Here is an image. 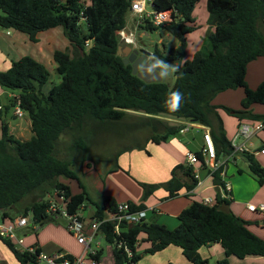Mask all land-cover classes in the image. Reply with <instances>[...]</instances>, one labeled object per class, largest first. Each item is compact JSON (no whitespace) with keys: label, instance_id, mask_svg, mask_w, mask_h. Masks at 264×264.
Returning <instances> with one entry per match:
<instances>
[{"label":"trees","instance_id":"trees-1","mask_svg":"<svg viewBox=\"0 0 264 264\" xmlns=\"http://www.w3.org/2000/svg\"><path fill=\"white\" fill-rule=\"evenodd\" d=\"M201 0H149L157 11L170 10L172 20L155 25L142 16L139 26L147 31L163 27L178 37L181 44L171 47L169 54L155 50L156 57L166 62L183 58L186 54L188 35L199 28L194 14ZM132 0H0V28L14 29L29 34L38 41V34L47 29L63 26L74 50L57 49L53 54L61 81L48 93L43 86L50 79L47 66L30 55L12 61L7 70H0V85L13 96L10 103L0 110V219L10 221L20 215H32L33 221L44 226L56 217L49 211L46 196L52 192L64 197L71 213L91 204L94 217L116 210L117 204L106 198L105 206L95 203L74 169L77 163L91 166V144L95 128L107 122L121 121L127 110L148 114L146 124L152 126L148 140L155 143L167 141L180 133L183 122H197L210 128L218 157L232 150L218 106L211 102L220 92L242 87L245 96L240 109L224 107L241 121L244 118L264 119L254 114L251 106L264 104V81L252 88L246 80L249 62L264 55V0H207V23L210 25L204 42L192 58L185 60L175 73L172 86L163 81L146 82L133 74L132 65L118 54L121 41L118 34L127 26V14ZM85 25V26H84ZM91 44V47L89 45ZM179 90L184 99L180 110L171 112L166 101L170 91ZM19 106L31 119L33 135L29 139L17 138L10 132L5 113ZM73 137L64 156H60L63 136ZM141 146H129L118 151L119 155ZM203 161L201 151L196 152ZM252 176L264 184V166L254 154L245 153ZM191 164H178L171 178L163 183H141L144 201L158 188L165 187L169 198L179 195L185 187L193 189L198 182ZM65 176L77 180L82 191L73 193L71 187L60 181ZM217 185H224L218 173ZM231 203L221 193L214 204H204L196 199L178 215L179 225L171 229L164 224L148 222L121 223L120 233L115 223L104 222L101 231L107 243L115 250V264L138 262L137 241L145 234L150 244L144 251L152 254L174 244L183 249L191 264H209L199 249L203 245L220 242L226 256L217 264H230L228 257L236 255L264 256V239L248 228V222L233 211L225 212L221 204ZM22 204H24L22 206ZM133 210L145 208L144 202L132 204ZM9 246L20 264H30L33 256L18 249L12 240L0 236ZM129 246L134 255L118 244ZM104 251L91 256L100 262ZM167 264H186L169 262Z\"/></svg>","mask_w":264,"mask_h":264},{"label":"crops","instance_id":"crops-1","mask_svg":"<svg viewBox=\"0 0 264 264\" xmlns=\"http://www.w3.org/2000/svg\"><path fill=\"white\" fill-rule=\"evenodd\" d=\"M206 3L207 0H201L197 4L194 11L195 16H197V13L200 10L206 15V19L208 18ZM205 24L206 28L210 27L208 23ZM190 34L188 35V41ZM197 34L198 33L194 31L193 48L195 50L191 51L190 47L189 54L188 56H184V60H187V57H189V59L192 58L194 53L200 49L203 43V38L201 35ZM19 38L21 37L13 36V33H11L9 29L0 28V65H4L5 70L10 68L13 59L18 57L13 54V50L17 42H19L17 40ZM246 80L252 88H257L260 83L264 81V55L249 62L247 66ZM237 89L238 88L222 91H233L234 93H231V96L236 99L238 98V102L236 103L226 102L223 105L233 109H240L242 107V99L245 96V91L242 87H239L238 90L240 91H234ZM4 93H6V90L0 85V105L3 107L8 104L1 100ZM14 94L15 93L12 92L8 94V97L13 96ZM251 111L254 114L264 115V104H253L251 106ZM219 113L223 120L226 135L232 140L237 133L238 125L241 120L225 111H220ZM4 117L9 123L10 132L14 134L15 131L17 135H19L16 136V134H14L17 138L26 137L27 133L25 130L27 129L28 133L30 130L32 131L30 118L28 119V126L25 127L23 123L18 121L12 125L9 120L8 112L5 113ZM12 117L16 119L18 116L14 113ZM171 120L175 122H183L185 124L191 122L176 119ZM243 120L249 122L258 121V119L250 118H244ZM203 131L204 129L200 130L197 127L191 126L188 131L173 135L167 141L155 143L152 140L147 139L146 144L144 145L145 148H134L122 152L117 161L119 167H116L115 164L108 166L107 173L103 179V192L100 193V195H94L96 190H90L89 195L91 199L102 206H105L107 197H111L116 204L123 202L140 204L144 202L145 208L148 209L146 221L164 224L171 229L176 228L180 223L178 215L182 210L189 207L194 200L200 199V196L213 197L215 199L217 195L221 193L219 186L214 181V176L209 174L207 168L203 167L201 164H196L193 167L199 175L200 183L193 188L195 194H189L188 190L184 187L179 195L169 198L168 190L165 187H160L145 201L143 199L144 188L141 183H163L168 181L171 178L172 170L176 165L187 163V152L196 153L201 151L204 146ZM250 143L251 149L257 152L254 154L256 160L264 166V152H261V150L264 149V131L259 132ZM226 155L227 154L222 156L226 157ZM222 156H220V158ZM249 163L250 162L245 156V153L237 155L235 161L228 162L224 168L225 173L223 180L229 182L232 186V198L230 203L231 211L246 220L248 222V228L264 239V211H253L248 207L249 204L260 205L261 203H264V184H260L252 176L249 170ZM85 174L86 173L84 172L82 175ZM64 183L68 184L67 182ZM68 185L71 187L74 194L79 193L75 192L70 184ZM81 211L87 218L94 217L95 209L91 204L84 206ZM22 229L24 228L19 229L17 232L20 237V231ZM28 239L29 238H27V240L23 238V246L14 241L13 243L20 250H22L23 247L35 244L48 253H54L58 250L65 251L72 256H80L86 253L85 248L78 241L76 236L73 234L71 235L61 224L49 223L40 229L36 237L30 240ZM98 242H100V244H97L96 242V247H98L99 250L102 249L104 251L99 264H115L114 246L109 243L104 245L100 240H98ZM149 246L150 244L145 241V234H143L137 244L136 253L141 255L137 264H167L169 262L191 264V261L184 254L183 249L180 246L171 244L160 251L147 254L144 251ZM199 252L209 264H217V261L226 256L225 248L220 242L203 245L199 249ZM228 259L230 264H264V256H247L245 258H240L236 255H230ZM0 264H20L18 258L1 238Z\"/></svg>","mask_w":264,"mask_h":264},{"label":"rangeland","instance_id":"rangeland-1","mask_svg":"<svg viewBox=\"0 0 264 264\" xmlns=\"http://www.w3.org/2000/svg\"><path fill=\"white\" fill-rule=\"evenodd\" d=\"M147 1L148 4V10L151 8L149 7V0ZM142 16H145L144 14H138L133 12L132 10L128 12L127 14V26L124 30L120 31L119 33L124 32L127 36H130V38L133 39L132 45L134 47H142L145 49H149L150 51L155 52L156 49L158 51L163 52L165 56L169 54V49L171 47H178L181 44V41L178 37L170 34L168 31H166L163 27H161L158 30L155 31H147L139 26L140 20L142 19ZM204 13L199 10L197 13V23L199 25V28L195 31L198 33L197 35H201L203 38V42L206 36V33L208 29L206 28V19ZM201 17V18H200ZM85 26V25H84ZM11 33H13V36L15 37H21L17 39L19 42L14 47V55H17V58H12L13 60H16L24 55H30L37 60L43 62L48 70L50 71V79L49 81L43 86V91L45 93H48L52 86L54 84H58L61 81V76L57 72V64L54 61L53 54L55 50H65L68 51L71 55H74L73 47L70 43V40L66 36L64 32L63 26H57L50 29H47L45 31L40 32L38 43L33 42L30 40L28 34L26 32H18L14 29H9ZM6 31V30H5ZM20 33V34H19ZM194 32L190 34L189 41L187 43V52L185 56H188L189 54V48L191 51L195 50L193 48L194 43ZM5 39V38H4ZM203 44V43H202ZM202 46V45H201ZM201 48V47H200ZM159 58V57H158ZM162 59V58H160ZM189 59V57H187ZM185 62L184 57L178 58L174 60H169L167 63H176L180 66ZM0 70H5L4 65H0ZM175 74L171 75L167 79H163L161 81L167 83L168 85L172 86L175 82ZM239 89V88H238ZM234 90V91H240V90ZM6 93H4L1 97L2 102L4 103H10V100H8V94L12 93L11 90L5 89ZM232 92H221L218 93L212 100L213 105H217L218 111H225L227 110L224 107H228L225 104L226 102H238V98H234L231 96ZM236 93V92H235ZM230 95V96H227ZM233 109V108H232ZM15 113V108H10L8 111V116L11 124H15L17 121L20 123H23L25 127L28 126V119L29 115L25 112L24 116H18L16 119L12 117V115ZM229 113V112H227ZM231 114V113H229ZM148 114H146L143 111H135V110H127V113L125 117L115 123L107 122L105 124H100V126L95 128V131H93L92 136V144H91V166H84L81 170V163H77L74 166V169L79 173L81 182L85 186L88 193L93 190H96L94 195H100V193L103 192V179L105 178V175L108 170V166H112L115 164V157L119 150L129 147V146H141L146 144V140L149 138V136L152 134V126L149 124H146V120L148 119ZM233 115V114H231ZM235 116V115H233ZM174 123L175 121H171ZM27 133L26 137H19L20 139H27L32 136V131L30 130L28 133V129L25 130ZM14 134L17 135V133L14 131ZM24 136V133H23ZM73 140V137L71 135L63 136L62 138V144L60 146V156H64L66 153L67 146L71 143ZM131 150V149H130ZM224 157V156H222ZM89 171V172H87ZM86 173L85 175H82L83 173ZM59 180L62 182H67L70 184L75 192H81L82 188H79V183L77 180L66 178L65 176H60ZM92 194V193H91ZM53 198L56 199V193L52 192L46 196V199ZM24 204H22L23 206ZM94 208V207H93ZM29 218V225L22 229L21 237L27 240L34 238L37 236V233L40 231L41 228L46 226L47 224H61L66 228L67 231H69L67 227V222L63 218H55L52 221H49L46 223L43 227L39 226V224L35 223L33 221L32 215L28 216ZM69 233L72 235V233L69 231ZM75 236V235H74ZM100 240L104 245L107 244L106 240L101 234H98L97 239ZM83 245V244H82ZM84 247V246H83ZM92 247H96V242L94 241L92 244Z\"/></svg>","mask_w":264,"mask_h":264},{"label":"built area","instance_id":"built-area-1","mask_svg":"<svg viewBox=\"0 0 264 264\" xmlns=\"http://www.w3.org/2000/svg\"><path fill=\"white\" fill-rule=\"evenodd\" d=\"M148 4L145 0H132V11L141 15H145V17L149 18L155 25H159L161 23L171 21L172 20V12L170 10L166 11H157L154 9L151 2ZM122 37L128 43H133V39L130 36H127L122 32ZM2 106L0 105V110ZM15 114L18 116H23V110L17 106L15 108ZM191 126L197 127L200 130L204 129V146L201 149V153L203 155V161H200V158L197 156L195 152H187V163L191 165L201 164L203 167L209 170V174L214 176L215 173L220 174L221 179L224 185H218L221 190V196L223 198L231 199L232 198V186L229 182L223 180L224 176V168L230 161H235L237 155L242 153H257L255 150L251 149V140L261 131H264V119L249 122L242 120L240 121L237 129V133L235 137L231 140L232 150L230 153L226 155V157H218L217 149L210 132V129L203 124L197 122H189L186 123L185 126L181 129L180 132L188 131ZM264 152V149L261 150ZM196 172V171H195ZM196 178L198 179V183H200V178L198 173L196 172ZM189 194H195L193 189L188 190ZM195 196V195H193ZM200 200L208 205L214 204L216 202V198L213 197H205L200 196ZM49 208L48 211L54 215L56 218H63L67 222V227L69 231L76 236L78 241L83 244L85 248V254L80 256H72L65 251L58 250L54 253H48L42 250L38 245H29L23 247L21 251H27L30 255L33 256V260L30 264H99V262L93 258L91 255L97 252L98 247L93 248V242H98L97 236L101 234L105 238V234L101 231V226L104 222L112 221L115 223V232L120 233L121 223H140L146 220L148 209H137L133 210L132 203L123 202L118 203L116 210L113 212H107L100 219L98 217L87 218L83 215L82 209L71 213L66 207V203L64 197L61 194L56 193V199L49 198ZM249 209L253 211H264V203L260 205L249 204ZM29 225V218L26 215H20L15 217L13 220L0 222V236L9 238L23 246V238L18 236V230L21 228H25ZM139 243L137 241L136 245ZM119 247H123L127 252L129 258H132L134 255L133 250L124 245L122 242L118 244ZM131 264H137L136 262H131Z\"/></svg>","mask_w":264,"mask_h":264},{"label":"water","instance_id":"water-1","mask_svg":"<svg viewBox=\"0 0 264 264\" xmlns=\"http://www.w3.org/2000/svg\"><path fill=\"white\" fill-rule=\"evenodd\" d=\"M118 36L121 39L118 46V54L123 56L124 62L126 64L132 65L133 74L138 75L146 82L161 81L162 78H160L158 75L153 74L146 63L148 59L152 58L153 52L145 48L139 49L137 47H134L131 43L126 42L121 33H119ZM90 47L91 44L87 49H89ZM220 209L225 212H231L229 203L221 204ZM0 222L3 221H1L0 219Z\"/></svg>","mask_w":264,"mask_h":264},{"label":"clouds","instance_id":"clouds-1","mask_svg":"<svg viewBox=\"0 0 264 264\" xmlns=\"http://www.w3.org/2000/svg\"><path fill=\"white\" fill-rule=\"evenodd\" d=\"M151 72L158 75L160 78L167 79L171 75L179 71L180 65L176 63H167L164 59L152 57L146 61ZM183 93L179 90L170 91L166 101V105L169 111L177 112L180 110L183 102Z\"/></svg>","mask_w":264,"mask_h":264},{"label":"flooded vegetation","instance_id":"flooded-vegetation-1","mask_svg":"<svg viewBox=\"0 0 264 264\" xmlns=\"http://www.w3.org/2000/svg\"><path fill=\"white\" fill-rule=\"evenodd\" d=\"M136 47H137V46H136ZM137 48L141 49L142 47H137ZM153 55H154V54H153ZM153 55H152V57H154V56H155V55H154V56H153Z\"/></svg>","mask_w":264,"mask_h":264}]
</instances>
